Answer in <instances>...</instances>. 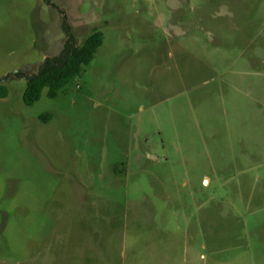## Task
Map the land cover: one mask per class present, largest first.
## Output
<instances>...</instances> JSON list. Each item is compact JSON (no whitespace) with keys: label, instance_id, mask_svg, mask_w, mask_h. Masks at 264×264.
<instances>
[{"label":"rangeland","instance_id":"1","mask_svg":"<svg viewBox=\"0 0 264 264\" xmlns=\"http://www.w3.org/2000/svg\"><path fill=\"white\" fill-rule=\"evenodd\" d=\"M5 90L0 264H264V0H0Z\"/></svg>","mask_w":264,"mask_h":264},{"label":"trees","instance_id":"2","mask_svg":"<svg viewBox=\"0 0 264 264\" xmlns=\"http://www.w3.org/2000/svg\"><path fill=\"white\" fill-rule=\"evenodd\" d=\"M62 28L66 34V40L60 54L46 57L37 74L27 78L23 99L27 105L38 101L45 88L48 96L55 98L59 92L78 77L85 65H88L95 57L97 50L103 44V33L93 31L82 43L77 44L76 38L66 16L63 18ZM6 90L0 92L5 97Z\"/></svg>","mask_w":264,"mask_h":264},{"label":"water","instance_id":"3","mask_svg":"<svg viewBox=\"0 0 264 264\" xmlns=\"http://www.w3.org/2000/svg\"><path fill=\"white\" fill-rule=\"evenodd\" d=\"M45 61V60H44Z\"/></svg>","mask_w":264,"mask_h":264}]
</instances>
